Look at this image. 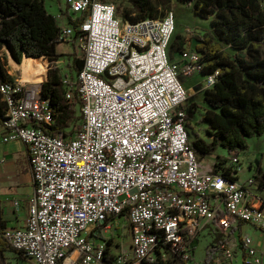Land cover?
Wrapping results in <instances>:
<instances>
[{
  "label": "built area",
  "instance_id": "obj_1",
  "mask_svg": "<svg viewBox=\"0 0 264 264\" xmlns=\"http://www.w3.org/2000/svg\"><path fill=\"white\" fill-rule=\"evenodd\" d=\"M67 6L69 18H84L73 28L57 16L62 41L84 60L76 77L62 75L81 124L53 135L43 127L54 126L56 114L40 85H1L4 142L27 147L34 192L27 219L0 231V240L32 264H61L72 250L74 264H166L172 256L189 263L209 231L221 235L211 264H264V251L242 235L245 224L264 233L257 180L242 177L237 152L215 173L190 148L182 79L202 75L206 63L198 51L170 62L174 12L132 23L118 17L116 0ZM219 73L202 75V87H213ZM13 206L20 211L18 200ZM123 217L131 244L113 255L107 234Z\"/></svg>",
  "mask_w": 264,
  "mask_h": 264
},
{
  "label": "trees",
  "instance_id": "obj_2",
  "mask_svg": "<svg viewBox=\"0 0 264 264\" xmlns=\"http://www.w3.org/2000/svg\"><path fill=\"white\" fill-rule=\"evenodd\" d=\"M130 1L139 13L134 9H124V21L136 23L148 18L157 19L161 17L157 14V7H162L165 13L173 11L175 1L190 6L196 17L211 21L212 28L206 33L205 40L200 41L198 52L204 56L206 63L202 75L218 70L220 73L214 86L201 92L204 116L197 122L207 125V136L211 141L200 138L193 130L192 136H189L190 148L200 158L218 148L228 149L232 154L245 150L248 138L264 136V0H159V6L151 0ZM83 19L74 21L68 18V24L76 28ZM62 43L61 24L56 16L47 11L43 0H0V87L15 82L10 74V58L23 67L33 63L35 67L31 74L32 79L34 74V82L41 76L46 78V72H40L41 65L36 63L42 59L48 81L40 84V96L49 100L56 114L55 125L43 129H48L53 135L66 134L69 125L80 120L75 118L73 104L65 98L62 73L57 65L61 56L58 46ZM177 44L175 40L170 48L175 50ZM230 50L235 53H230ZM69 67L72 75L79 74L84 60L73 55ZM185 109L187 121L191 122L192 108L185 105ZM5 119L6 105L0 92V123ZM188 128H192L190 124H187ZM226 162L218 157L214 172L223 169ZM257 183L263 191L264 175L257 179ZM0 227L2 230L5 228L1 203ZM6 252L23 257L0 240V264H7ZM112 259L110 256L106 260L111 262ZM212 261V252H208L204 264H211ZM166 264L188 263L172 256Z\"/></svg>",
  "mask_w": 264,
  "mask_h": 264
},
{
  "label": "rangeland",
  "instance_id": "obj_3",
  "mask_svg": "<svg viewBox=\"0 0 264 264\" xmlns=\"http://www.w3.org/2000/svg\"><path fill=\"white\" fill-rule=\"evenodd\" d=\"M43 1L47 11L50 14L55 16L65 13L66 15V11L68 10L67 0H43ZM151 1L155 3L157 6H159V0H151ZM116 7L118 10V17H120L122 20H123L122 13L124 9L128 8V9H134L135 12L138 11L135 4L132 3L130 0H116ZM172 10L174 12L176 19V31L173 42L177 40L178 42L177 46L181 45V47H183L184 50L188 49L190 46L188 44V42L191 41L190 37H194L197 41H199L201 38H199L198 34L207 33L208 30H211L212 28L210 20L209 21L202 20L196 17L191 11L190 6L188 5L175 1ZM165 11L166 10L162 9V7L160 6L157 7L158 16L161 17L164 16ZM187 30H191L193 36L188 35ZM178 35L181 36L187 35V37H181ZM181 39L183 40L182 43H180ZM169 52L173 53V50L170 48ZM58 53L61 56L59 58L57 65L60 67L62 75L70 73V67L68 64L73 60V55H77L78 57H81V55L78 54L77 49L75 47L65 43H62L58 46ZM230 53L233 54L235 52L230 50ZM20 67H21L20 65H17L15 63L12 64V68H16L20 73V78L21 77L23 78V76L26 75V73L30 72L32 69L31 65H28L26 67L22 66L21 68ZM44 69L45 68L43 66L42 69H39V71L43 72ZM46 76H48V74ZM73 76L76 77V74H73ZM46 80L47 77L45 78L44 76H41L39 79H36V82L33 84H40L44 81L46 82ZM25 81L28 82L27 79ZM189 81L190 79H184L183 82H189ZM190 86L191 85H189V87ZM189 87L186 86V88H188L189 90L188 91L189 100L185 104L186 106L192 108L193 111V113H190L191 118L193 120L189 122V124L192 127V128H188L189 136L190 137L192 136L191 133L194 130L195 133L199 134L200 138H203L207 142H210L211 140L207 136V128H208L207 125L197 124L198 120L204 116V108H205V105L202 102L201 92L203 91L204 88L201 85V79L197 80L195 86H191L194 87V89ZM77 117H79V113L76 111L75 118ZM79 124H81V120H79L78 122L76 120L75 123L73 124L71 123L69 127L66 129V132L71 131L73 126L77 127ZM237 153L240 164L245 170V173L242 175V177L244 178L252 177L255 180H257L264 175V136H254L252 138H248L247 148L245 150L237 151ZM218 157L227 160L225 165L230 164L229 160L231 158V153L229 152L228 149L225 148H218L212 154L203 156L202 161L204 164H211L215 162L218 159ZM21 190L24 193H29L32 189L28 185H23L21 187ZM258 194L260 195L261 198L264 199V190L259 191ZM15 196L16 195L14 193L7 194L4 191L0 192V203L4 210V213L6 212L8 216H12L14 215V213L15 214L17 213L13 206V200ZM6 213L3 216V222L6 224V226H10L11 221L8 219V216L6 217ZM0 231H2L1 227H0ZM242 235L251 236L255 244L258 246V248L264 251L263 232L250 225L245 224V227L242 231ZM220 237L221 235L212 234L209 231H204L201 234V236L198 238L196 243L194 244L192 259L188 264H204L208 256V252H211L213 244ZM107 238H108L107 240L109 241V252L113 255H116L122 248L124 249L129 248L131 244V235H130L129 220L127 219V217H123L120 220V227L116 229H112L107 234ZM259 242H261V244H259ZM5 257L7 264H15V262L20 263L19 262L20 258L16 254L8 252L7 254H5Z\"/></svg>",
  "mask_w": 264,
  "mask_h": 264
},
{
  "label": "crops",
  "instance_id": "obj_4",
  "mask_svg": "<svg viewBox=\"0 0 264 264\" xmlns=\"http://www.w3.org/2000/svg\"><path fill=\"white\" fill-rule=\"evenodd\" d=\"M55 16L57 17L58 15H55ZM64 16L66 18V23H67V20L69 18L67 12H66V15L64 13ZM205 35H206V33L198 34L199 38H201L199 41H197L194 37H190L191 41L188 42V44L190 45L188 49L184 50L183 47H181V45H180V46H176L177 50L175 49V50H173V53L172 52L170 53L169 52L170 47L174 43L173 42L174 36H173L169 50H168L170 62L173 64L181 65L183 53L184 52H191V51H198V46H200V41L205 40V37H206ZM178 36H181V35H178ZM181 37H187V35L181 36ZM182 39H181L180 43H182V41H183ZM40 60H41V62H36V61L35 62L39 63L41 65L39 67V69H42L44 64L42 62V59H40ZM9 62H10L9 63L10 74L15 78L16 81H21V82H24L25 84L35 83L34 82V74H33V82L32 83L26 82L23 78H20L18 72H15L12 69V64L13 63L17 64V63L14 60H12L11 58H10ZM42 64H43V66H42ZM17 65H19V64H17ZM30 65L32 67L30 72H32L35 66L33 65V63H31ZM20 66H21V64H20ZM44 68H45V66H44ZM45 69H44V71L46 72V75H47L48 73ZM46 77H47L46 81H48V76H46ZM184 79H190V81L189 82H183ZM198 79H201V84H202L204 81V77L202 75H199V74H196L191 78H183L182 79L183 86L185 87L186 90H188V88H186V86L187 87H189V85L195 86ZM40 84H34V85L39 86ZM191 86L189 88L194 89V87H191ZM193 89H191V90H193ZM189 122L190 121H188V124H189ZM6 136H7V130L5 128L4 122H1L0 123V162H2L3 164L0 163V192L4 191L7 194L14 193L16 196L14 197L13 202L18 200L20 202V205H21L20 211L17 212L16 214L14 213V215H12V216H8V214L5 212L6 217L8 216V219L11 221L10 222L11 225L6 226V224H5V226H6L5 228H13V227H20L24 223V221L27 219L28 202H29V199L31 198V196L34 192V184H33V179H32V174H31L30 157H29V152H28L27 147L22 142H19V141H11V142H7V143L4 142V138ZM199 158H200V156H199ZM200 161H201V164L203 166H206V167L213 166L216 163V161H215L211 164H204L202 161V158H200ZM23 185L30 186V188L32 190L29 193H24L21 190V187ZM5 213L3 210V216ZM259 244H261V242H259ZM7 253L8 252H6L5 254H7ZM11 253H13V252H11ZM73 253L70 254V256H68V258L66 259L64 264H67V260L73 256ZM13 254H16V253H13ZM17 256L20 258V261H19L20 263L15 262V264H32L25 257H20L19 255H17ZM78 257H79V254H78L77 258L72 261V264L75 263V261L78 259Z\"/></svg>",
  "mask_w": 264,
  "mask_h": 264
},
{
  "label": "bare ground",
  "instance_id": "obj_5",
  "mask_svg": "<svg viewBox=\"0 0 264 264\" xmlns=\"http://www.w3.org/2000/svg\"><path fill=\"white\" fill-rule=\"evenodd\" d=\"M12 69H13L15 72H18V70H17L16 68H12ZM18 74H19V76H20V73H19V72H18ZM21 78H22V77H21ZM23 79H25V80L27 79V81L30 82V83L33 82L31 72L26 73V75L23 76ZM23 83H24V82H23ZM24 84H25V83H24ZM77 256H78V252L76 251V252L73 253V256L67 260V264H72V261H73L74 259H76Z\"/></svg>",
  "mask_w": 264,
  "mask_h": 264
}]
</instances>
